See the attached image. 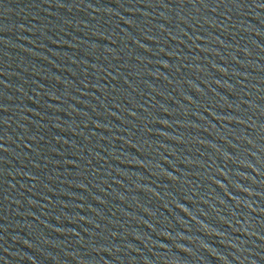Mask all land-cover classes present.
<instances>
[{
    "label": "water",
    "instance_id": "water-1",
    "mask_svg": "<svg viewBox=\"0 0 264 264\" xmlns=\"http://www.w3.org/2000/svg\"><path fill=\"white\" fill-rule=\"evenodd\" d=\"M0 264H264V0H0Z\"/></svg>",
    "mask_w": 264,
    "mask_h": 264
}]
</instances>
